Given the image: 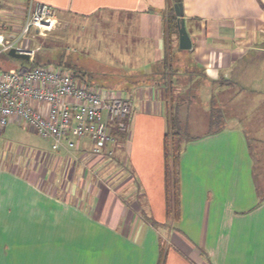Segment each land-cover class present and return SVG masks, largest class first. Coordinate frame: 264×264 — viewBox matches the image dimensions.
I'll return each instance as SVG.
<instances>
[{
  "label": "crops",
  "instance_id": "obj_1",
  "mask_svg": "<svg viewBox=\"0 0 264 264\" xmlns=\"http://www.w3.org/2000/svg\"><path fill=\"white\" fill-rule=\"evenodd\" d=\"M27 1L0 0L6 39L15 35L7 31L12 8ZM35 2L92 31L101 25L91 18L112 16L125 40L108 41L109 61L135 68L115 85L141 108L126 116V144L115 137L110 156L93 154L91 141L81 138L71 149L27 151L17 169L0 162V264H264V188L254 150L264 146V0H182L192 41L186 50L165 29L169 0ZM78 74L102 87L91 74ZM193 80L220 113L214 129L184 143L179 217L168 220L167 101L175 96L184 108ZM116 150L125 164L113 163Z\"/></svg>",
  "mask_w": 264,
  "mask_h": 264
},
{
  "label": "built area",
  "instance_id": "obj_2",
  "mask_svg": "<svg viewBox=\"0 0 264 264\" xmlns=\"http://www.w3.org/2000/svg\"><path fill=\"white\" fill-rule=\"evenodd\" d=\"M20 33L9 40L0 33L2 51L15 48L31 57L33 50L19 42L35 30L39 35L54 28L57 15L48 4L28 0L24 5ZM131 102L117 92L96 88L58 68L32 66L0 70V130L10 121L24 123L49 139L53 150L74 148L81 138L92 143V153L110 156L115 138L112 129L129 132L124 121Z\"/></svg>",
  "mask_w": 264,
  "mask_h": 264
},
{
  "label": "rangeland",
  "instance_id": "obj_3",
  "mask_svg": "<svg viewBox=\"0 0 264 264\" xmlns=\"http://www.w3.org/2000/svg\"><path fill=\"white\" fill-rule=\"evenodd\" d=\"M7 2L8 1H6L5 4ZM20 4H16L14 8H12L14 12L11 13V22L7 26V31L10 34L12 30L15 32V35L20 33L23 18V8H21ZM12 9L10 8V10ZM3 10L7 9L4 8L1 11ZM0 17L1 20L4 19L3 12H0ZM109 18L110 17H107L106 19L109 20ZM112 18L113 17L111 16L110 21L104 22L103 18L99 15L91 18V21H96L97 23L100 22L101 25L100 30L92 31L90 26L86 25V22L84 23L83 21H80V19H71V21H69V19L58 17L54 28L46 32L44 35H39L35 30H30L29 33L19 42L23 47L25 46V48L33 50V55L27 60L9 55L8 51H2V46L0 45V70H25V68L32 66L49 68V70L52 68H58L62 71L69 72L76 70L77 73L84 72L86 74H91L94 81L100 82L102 88L105 90L112 92H116L117 89L120 90L119 94L126 98L128 97V93L124 92L122 88L119 89V87L115 85L121 81L117 76L125 74L126 72H133L135 68L129 66L128 63L120 65L110 63L109 61L111 58L109 57L111 47L108 41L116 40L118 42H124L125 40L119 36L117 31H114L116 21ZM119 18L122 19V17ZM105 27L106 29L103 30ZM188 74L193 77L194 80L198 76H194V72H188ZM101 75H105L104 78H101ZM106 75L111 76V78L108 80L105 79L107 77ZM77 77L79 78V76ZM130 78L133 79L134 76L131 75ZM130 78H128V80H131ZM101 79H104V81ZM194 80L191 82L190 90L184 99V108H182L181 105L178 106V101H176L174 96L172 103L170 100L168 101L169 105L165 114L167 119L166 125H169L172 118L171 113L174 110L176 116H179L180 128L183 137L185 138L200 135L207 130L214 129L215 125L218 123V116L220 113L216 105L213 107L212 103L209 104V102H205L206 92H202L203 88ZM146 98L147 97L145 96L143 102ZM132 104L134 106H132ZM140 104L141 102H139L138 99H135L131 103L132 112L130 111V116L132 115L133 110H135V112L139 111V107L141 108ZM207 105H211L209 110ZM171 107H174L173 110H171ZM211 107H213V109H211ZM180 108L184 109V111L181 112V110H179ZM186 109L187 111L185 112ZM209 117L212 122H208L210 119ZM127 119L128 118L125 117L124 121H127ZM243 127L247 128L246 126ZM113 130H116V128H113ZM246 133L250 138L253 135V132L250 131ZM129 135L130 133L128 134V138H130ZM113 137L115 138L114 135ZM118 139H120L118 142L122 143L123 146L126 144L121 138ZM50 144L49 139L46 140L42 138L29 129L24 123L14 122L12 120L0 130V162L7 166V168L17 169V159L19 157H25L27 151V153H29L35 149L50 152L52 151ZM254 150L255 153H257V157H261V160L263 158V161L258 160L262 166V168L261 166L258 167V173L260 175L258 182L260 186L264 188V177L260 174V171H262L261 169H264V146L258 144ZM113 156L114 159H111L113 163H116L118 158L120 164L121 162L124 163L117 150ZM139 198L140 197L137 196V199ZM170 223L171 222H169V225ZM157 225L159 227L161 226L160 224Z\"/></svg>",
  "mask_w": 264,
  "mask_h": 264
},
{
  "label": "trees",
  "instance_id": "obj_4",
  "mask_svg": "<svg viewBox=\"0 0 264 264\" xmlns=\"http://www.w3.org/2000/svg\"><path fill=\"white\" fill-rule=\"evenodd\" d=\"M170 8L168 12L164 15L165 17V29L167 34H178L177 29V16L174 14V3L182 2V0H169ZM166 61V59H165ZM74 75H77V71H73ZM167 70L165 71V73ZM79 75V74H78ZM167 90V89H166ZM168 92V91H167ZM169 94V93H168ZM169 98V95L167 96ZM168 102V101H167ZM174 107H171L173 110ZM172 112V111H171ZM174 112V110H173ZM171 113L172 118L169 125H167V130L163 137V146H162V154H163V179H164V204H165V216L166 219L177 220L179 213V160L181 156V151L184 147V143L186 140H189L190 137H183L180 120L179 117L176 116V113ZM112 135L117 138H121L124 140L126 138L127 133L120 132L117 130H111ZM260 192V191H259ZM261 195V192H260ZM262 197V196H261ZM262 199H264L262 197ZM261 199V200H262ZM160 262V261H159ZM159 264V263H158Z\"/></svg>",
  "mask_w": 264,
  "mask_h": 264
},
{
  "label": "water",
  "instance_id": "obj_5",
  "mask_svg": "<svg viewBox=\"0 0 264 264\" xmlns=\"http://www.w3.org/2000/svg\"><path fill=\"white\" fill-rule=\"evenodd\" d=\"M174 14L175 16H177V29H178V41H179L178 46L182 50L189 49L192 46V41L189 37L187 28H185V20L183 16V4L182 3L180 2L174 3ZM8 54L13 57L21 58L24 60H27L30 58L28 54L19 52L15 48H11L8 51Z\"/></svg>",
  "mask_w": 264,
  "mask_h": 264
}]
</instances>
